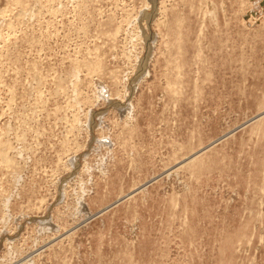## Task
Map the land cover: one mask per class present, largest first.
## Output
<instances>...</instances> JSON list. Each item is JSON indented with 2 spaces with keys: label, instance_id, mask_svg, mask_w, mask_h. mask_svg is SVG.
Masks as SVG:
<instances>
[{
  "label": "rangeland",
  "instance_id": "rangeland-1",
  "mask_svg": "<svg viewBox=\"0 0 264 264\" xmlns=\"http://www.w3.org/2000/svg\"><path fill=\"white\" fill-rule=\"evenodd\" d=\"M0 264H264V0H0Z\"/></svg>",
  "mask_w": 264,
  "mask_h": 264
}]
</instances>
